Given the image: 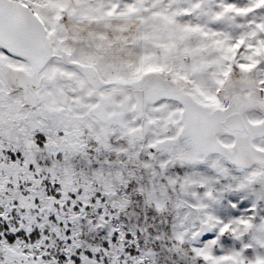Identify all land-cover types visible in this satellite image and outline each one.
<instances>
[{
	"label": "snow or ice",
	"instance_id": "1",
	"mask_svg": "<svg viewBox=\"0 0 264 264\" xmlns=\"http://www.w3.org/2000/svg\"><path fill=\"white\" fill-rule=\"evenodd\" d=\"M0 264H264V0H0Z\"/></svg>",
	"mask_w": 264,
	"mask_h": 264
}]
</instances>
